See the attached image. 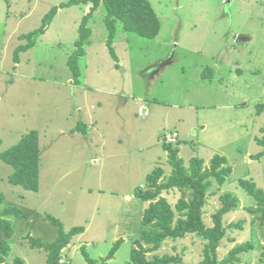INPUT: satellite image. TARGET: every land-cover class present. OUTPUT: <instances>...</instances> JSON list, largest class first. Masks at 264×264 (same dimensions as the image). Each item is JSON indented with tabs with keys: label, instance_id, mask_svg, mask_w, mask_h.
Wrapping results in <instances>:
<instances>
[{
	"label": "rangeland",
	"instance_id": "rangeland-1",
	"mask_svg": "<svg viewBox=\"0 0 264 264\" xmlns=\"http://www.w3.org/2000/svg\"><path fill=\"white\" fill-rule=\"evenodd\" d=\"M66 1L0 0V152L35 129L41 145L37 192L10 183L14 167L0 158L5 203L24 212L11 217L15 234L5 264H14L16 257L27 264L48 263L47 251L32 248L28 238L56 239L59 227L47 220L50 214L66 231L86 227L62 250L61 264H90L84 251L102 264L121 238L122 248L105 264H131L149 204L135 191L147 186L156 168L164 169L161 182L171 176L163 144L165 135L176 131L180 138L174 145L186 167L200 157L209 168L221 155L227 158L223 167L233 169L224 185L212 178L203 208L205 224L213 227L221 196L239 199L223 218L227 234L217 248L219 260L250 242L253 248L228 264H264L262 212H254L256 199L239 184L247 179L264 189V156L255 157L264 152L259 143L264 139V0H150L161 21L159 34L144 38L118 23L113 46L119 60L107 44L102 5L90 22L93 33L79 61L78 80L84 88L117 89L110 91L115 109L108 113L99 111V104L79 109L81 88H74L79 84L68 63L89 5L60 8L48 33L15 60L17 47L28 43L20 36L41 27L46 13ZM103 91L91 92L94 102L101 95L106 103ZM89 113L91 121L100 114L108 121L94 124ZM112 114L122 117L112 121ZM162 196L175 209L181 198L190 200L192 191ZM238 223L241 227L231 226ZM206 243L205 237L189 234L166 241L148 257L180 255L181 263L170 264H199Z\"/></svg>",
	"mask_w": 264,
	"mask_h": 264
},
{
	"label": "trees",
	"instance_id": "trees-1",
	"mask_svg": "<svg viewBox=\"0 0 264 264\" xmlns=\"http://www.w3.org/2000/svg\"><path fill=\"white\" fill-rule=\"evenodd\" d=\"M89 5L87 12L80 24L79 40L75 52L69 59V65L74 71L75 84H79L78 78L82 76L80 70V59L86 54V44L92 36L90 22L96 11L103 5L106 9L104 18L108 29L107 44L114 59L119 60L115 47L113 46L118 32V23H122L125 32H131L144 38H155L160 31L161 21L154 10L150 0H69L54 6L43 18L44 24L20 38L27 39V44H21L15 52V60L19 61V54L28 51L36 45L38 38L43 35L54 20L60 8H67L74 5ZM83 129L84 127H79ZM85 129V128H84ZM86 130V129H85ZM264 130V129H263ZM180 135V134H179ZM180 138V137H179ZM259 143L264 145V139ZM164 148L169 152V162L173 167L172 174L166 182H161L164 169L159 167L147 176V186L139 187L135 195L149 203L144 210L142 223L145 227L141 238L135 240V246L131 251V264H170L181 263V256L165 254L153 258L148 253L158 251L168 240H178L189 234H196L205 237V258L199 264H228L236 263L239 258L237 254L249 251L253 248L250 242L237 246L225 260L220 261L217 248L221 240L227 234V227L224 225V215L237 208L239 199L231 193L221 196L222 208L214 215V226L207 227L203 219V208L207 204L208 190L212 186V178L224 185L226 178L230 176L233 169L227 163V158L216 155L211 160V166H204V159L193 157L190 160L189 168L185 160L180 156V149L174 143H164ZM264 156V152L255 155L257 159ZM0 158L12 165L14 171L9 177L10 183L21 186L29 191L40 190L41 174V145L40 133L38 130H31L18 143L11 148L0 152ZM239 184L246 192L254 197L259 208L254 212H262L260 217L264 223V189L258 187L257 183L251 180L242 179ZM192 191L190 200L181 198L175 209L169 200L162 196L164 191L172 190ZM7 197L0 191V264H5L12 250V241L15 234L14 224L11 217L21 218L24 215L22 209L17 206L6 205ZM47 220L59 227V234L55 240L44 241L42 237H29L32 248L44 249L48 253L47 264H61L62 250L67 247L73 238L86 231L85 226H75L66 231L62 221L53 215H47ZM232 227L241 225L232 224ZM124 239H118L110 253L103 257L102 264L112 259L124 243ZM84 248V247H83ZM90 264H96L97 259L90 258L84 251ZM14 264H27L21 257H16Z\"/></svg>",
	"mask_w": 264,
	"mask_h": 264
},
{
	"label": "crops",
	"instance_id": "crops-1",
	"mask_svg": "<svg viewBox=\"0 0 264 264\" xmlns=\"http://www.w3.org/2000/svg\"><path fill=\"white\" fill-rule=\"evenodd\" d=\"M86 6H88V5H86ZM50 26H51V24H50ZM50 26H49L48 30L50 29ZM47 33L48 32H46L45 34H43L42 36H40L39 39H41L42 37H44ZM73 86H75L74 88H79V87L81 88V97L78 99L79 109H82V108H84L86 106H91V109H93L94 108V105L99 104V111L102 110V111H105V113L113 112L114 111L115 107H114L113 101H111V98H112L113 95H115V93L110 92V91L117 90V89H112L111 87L110 88L105 87L103 84H102V89H100V88H94L93 85H90L93 89H91V88H84L82 86V84H79V85H74L73 84ZM103 88H105V89H103ZM98 90H101V91L102 90H105V91H103V94L108 93L106 95L107 96V99L105 101L106 103H104V104L102 103L101 95H97V100L94 102L95 96L92 97V93L91 92H95V91L98 92ZM133 99L136 100L137 103H139L136 98H133ZM139 100H141V99H139ZM145 111H147V109H144V112ZM89 115H90V121H91L92 120V116H91L90 113H89ZM101 115L102 114L96 116L95 117V121L93 120L91 122H94V124H97L96 122H99L101 124V123H105L106 121H108L106 118H99ZM112 116H113L112 121H119L121 119V117H122V115H119V114H112ZM118 134H119V132H118ZM134 135L136 136V134H134ZM165 152H166V154H169V152H167V151H165ZM95 183H96V181H95ZM92 184H94V183H92ZM91 188H92V186H90V190H91ZM114 209H115V207H114ZM122 246H123V244L121 245L120 249L122 248Z\"/></svg>",
	"mask_w": 264,
	"mask_h": 264
},
{
	"label": "built area",
	"instance_id": "built-area-1",
	"mask_svg": "<svg viewBox=\"0 0 264 264\" xmlns=\"http://www.w3.org/2000/svg\"><path fill=\"white\" fill-rule=\"evenodd\" d=\"M179 133L176 131V132H168L166 135H165V141L168 142V143H175L179 140Z\"/></svg>",
	"mask_w": 264,
	"mask_h": 264
}]
</instances>
